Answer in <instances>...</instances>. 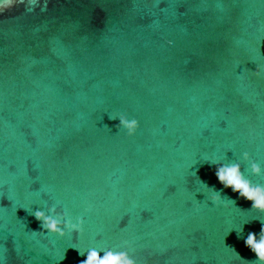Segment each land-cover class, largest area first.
Here are the masks:
<instances>
[{
	"label": "water",
	"instance_id": "1",
	"mask_svg": "<svg viewBox=\"0 0 264 264\" xmlns=\"http://www.w3.org/2000/svg\"><path fill=\"white\" fill-rule=\"evenodd\" d=\"M26 4L0 0L4 264H80L74 246L137 264L255 260L243 241L264 214L207 160L264 184L242 159L264 170V0ZM118 114L138 121L133 136ZM201 182L235 205H213ZM51 203L83 218L80 235L40 233L30 211Z\"/></svg>",
	"mask_w": 264,
	"mask_h": 264
},
{
	"label": "clouds",
	"instance_id": "2",
	"mask_svg": "<svg viewBox=\"0 0 264 264\" xmlns=\"http://www.w3.org/2000/svg\"><path fill=\"white\" fill-rule=\"evenodd\" d=\"M3 2L12 6L17 3V0H3ZM48 2L49 0H27L25 12H32L37 4H39L40 11L44 12L47 9ZM2 10L3 9L0 8V11ZM261 70V66L256 65V69L252 71V74L259 75ZM109 119H118L119 124L117 128L126 130L128 136H133L139 126L136 119H129L125 114L109 116ZM242 159L249 162L250 171L253 175H261L262 171H264L260 164L250 160L247 152L243 153ZM207 161L215 165V176L224 189L230 188L233 193L238 194L239 198L250 201L252 210H255L259 214H264V184H254L248 179L239 162H225L215 159ZM201 183L204 184L205 188L208 190V199L213 205L223 204L225 207L229 206V204L235 205L233 199L222 197L221 191L216 190L214 187H209L203 182ZM30 214L40 222V233L42 234L51 233L64 237L67 234L73 233L80 235L83 231V218L81 216L73 217L68 210L56 203L48 204L46 207L37 206L30 211ZM254 220L260 221V231L259 233L249 231L243 242L244 245L255 254L256 259L253 261H246L248 264H264V220L259 218ZM249 222L250 221H246L245 223ZM236 232L237 237L240 238L243 232V225L240 227V230ZM72 248L76 249L80 256L85 257L80 261V264H137L136 259L130 255L127 250H115L103 247L80 249L74 246ZM232 250L238 258L242 259L239 253L234 249ZM62 259H64V256L61 257L60 260ZM0 264H4L2 258H0Z\"/></svg>",
	"mask_w": 264,
	"mask_h": 264
}]
</instances>
